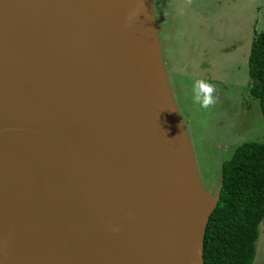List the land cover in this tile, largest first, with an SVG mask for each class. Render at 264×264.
Listing matches in <instances>:
<instances>
[{"label": "water", "instance_id": "obj_1", "mask_svg": "<svg viewBox=\"0 0 264 264\" xmlns=\"http://www.w3.org/2000/svg\"><path fill=\"white\" fill-rule=\"evenodd\" d=\"M159 32L153 0H0V264H204L220 185Z\"/></svg>", "mask_w": 264, "mask_h": 264}, {"label": "rangeland", "instance_id": "obj_2", "mask_svg": "<svg viewBox=\"0 0 264 264\" xmlns=\"http://www.w3.org/2000/svg\"><path fill=\"white\" fill-rule=\"evenodd\" d=\"M207 9L206 55L193 54L189 60L177 56L172 60L173 55L166 51L163 58L202 185L215 196L222 163L234 148L243 141L264 140V115L258 100L249 93L248 75L254 31L264 29V0H208ZM166 49L168 45L164 46ZM196 79H204L215 87V103L208 108H201L192 100ZM258 232L251 264H264L261 225Z\"/></svg>", "mask_w": 264, "mask_h": 264}, {"label": "trees", "instance_id": "obj_3", "mask_svg": "<svg viewBox=\"0 0 264 264\" xmlns=\"http://www.w3.org/2000/svg\"><path fill=\"white\" fill-rule=\"evenodd\" d=\"M264 21V15H263ZM249 93L264 115V29L248 54ZM219 193L205 228L204 264H251L264 230V140L238 144L221 166Z\"/></svg>", "mask_w": 264, "mask_h": 264}, {"label": "crops", "instance_id": "obj_4", "mask_svg": "<svg viewBox=\"0 0 264 264\" xmlns=\"http://www.w3.org/2000/svg\"><path fill=\"white\" fill-rule=\"evenodd\" d=\"M207 4L208 0H153L155 17L160 28L163 57L166 51L173 55L172 60L177 56L182 57V60L185 58L189 60L193 54L206 55ZM167 45L168 50H164V46ZM194 66L197 69L195 63ZM168 73L170 78V71Z\"/></svg>", "mask_w": 264, "mask_h": 264}, {"label": "clouds", "instance_id": "obj_5", "mask_svg": "<svg viewBox=\"0 0 264 264\" xmlns=\"http://www.w3.org/2000/svg\"><path fill=\"white\" fill-rule=\"evenodd\" d=\"M192 100L200 105L201 108H208L215 103V87L204 79H196L193 84ZM113 230H116L113 228Z\"/></svg>", "mask_w": 264, "mask_h": 264}]
</instances>
